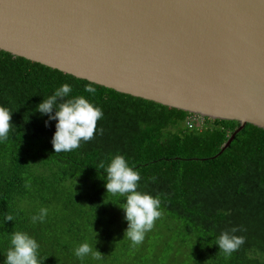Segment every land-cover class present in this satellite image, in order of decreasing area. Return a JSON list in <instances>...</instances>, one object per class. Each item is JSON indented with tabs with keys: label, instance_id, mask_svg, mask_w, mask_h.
<instances>
[{
	"label": "trees",
	"instance_id": "16d2710c",
	"mask_svg": "<svg viewBox=\"0 0 264 264\" xmlns=\"http://www.w3.org/2000/svg\"><path fill=\"white\" fill-rule=\"evenodd\" d=\"M103 110L102 132L71 152L55 153V121L36 105L62 84ZM86 84L95 94L83 91ZM0 106L12 111L0 142V264L15 231L39 243L42 264H98L73 249L95 244L102 264H264L245 243L226 257L215 244L222 230L242 226L239 207L255 222L264 246V129L247 124L218 157L237 121L187 125L189 113L79 79L0 50ZM205 123V122H204ZM123 155L140 173L139 190L159 196L161 217L139 245L124 236L125 198L106 193L100 168ZM47 208L43 223L31 216ZM11 215L13 221H6ZM96 235V236H95ZM96 243H95V240ZM264 249V247H263ZM95 250V249H94Z\"/></svg>",
	"mask_w": 264,
	"mask_h": 264
},
{
	"label": "water",
	"instance_id": "95a60500",
	"mask_svg": "<svg viewBox=\"0 0 264 264\" xmlns=\"http://www.w3.org/2000/svg\"><path fill=\"white\" fill-rule=\"evenodd\" d=\"M0 50L79 79L264 129V0H0Z\"/></svg>",
	"mask_w": 264,
	"mask_h": 264
},
{
	"label": "clouds",
	"instance_id": "9594fccd",
	"mask_svg": "<svg viewBox=\"0 0 264 264\" xmlns=\"http://www.w3.org/2000/svg\"><path fill=\"white\" fill-rule=\"evenodd\" d=\"M72 91V86L64 83L36 105L35 111L41 116H47L46 127L50 121H55V132L51 139L55 153L76 150L80 148L82 142L91 141L96 134L102 132V129L97 128V122L103 118V110L83 95L72 96ZM83 91L94 95L96 89L91 84H86ZM11 115L10 109L0 106V142L8 138L12 127ZM100 168L106 174V193L125 198L123 205L119 206L127 221L123 237L132 245L141 244L145 234L152 230L154 223L162 215L159 196L139 190L140 173L130 166L121 154L114 155L107 166L101 162ZM47 215L48 209L42 207L38 214L31 216V222L43 223ZM5 219L13 221L11 215ZM242 231H244L242 226H232L222 230L217 237L215 244L226 257L244 245L245 237L236 235ZM94 245L83 242L73 249V254L80 260L90 255L92 260L102 264L103 255ZM39 247L34 236L26 231H15L11 234L10 247L4 255L3 264H42L45 259L39 256Z\"/></svg>",
	"mask_w": 264,
	"mask_h": 264
},
{
	"label": "rangeland",
	"instance_id": "374dc122",
	"mask_svg": "<svg viewBox=\"0 0 264 264\" xmlns=\"http://www.w3.org/2000/svg\"><path fill=\"white\" fill-rule=\"evenodd\" d=\"M207 118H205V123L202 125L204 127L207 123ZM237 218L239 222L241 223L245 235L247 236L249 242H250V252H257L260 255L264 253L263 245L261 244L262 241L260 239V236L258 234V230L256 228L255 222L253 219L245 214L244 207L241 205L239 207ZM261 242V243H260Z\"/></svg>",
	"mask_w": 264,
	"mask_h": 264
},
{
	"label": "built area",
	"instance_id": "2783aa9c",
	"mask_svg": "<svg viewBox=\"0 0 264 264\" xmlns=\"http://www.w3.org/2000/svg\"><path fill=\"white\" fill-rule=\"evenodd\" d=\"M191 115V114H190ZM189 121H187V125L188 126H192L193 125V122L197 121L199 126L202 127V125L204 124L205 122V118H202V117H199V116H195V115H191L189 118H188Z\"/></svg>",
	"mask_w": 264,
	"mask_h": 264
}]
</instances>
